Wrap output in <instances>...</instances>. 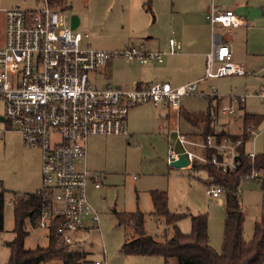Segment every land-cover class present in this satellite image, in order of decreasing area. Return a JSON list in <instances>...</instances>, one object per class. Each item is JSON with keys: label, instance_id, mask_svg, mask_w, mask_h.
<instances>
[{"label": "rangeland", "instance_id": "374dc122", "mask_svg": "<svg viewBox=\"0 0 264 264\" xmlns=\"http://www.w3.org/2000/svg\"><path fill=\"white\" fill-rule=\"evenodd\" d=\"M43 1L0 0V45L5 35V10L11 7L37 8ZM65 4L66 9L57 7L67 11L70 17L78 15L81 20L79 30L88 32L89 36H85L82 45L106 50L123 48L126 44L143 43L153 51H168L170 38L178 39L181 29L185 30V36L188 38L193 28L202 33L210 28L206 15L213 4L236 12L241 7L252 5L264 10V0H65ZM253 20L250 21L248 37L251 46L259 48L262 44L258 43L264 40V14ZM239 40L243 57L246 34H241ZM238 42L236 41L237 46ZM185 50L186 48L183 52ZM170 57L175 58L167 55L165 63ZM111 61L112 64L108 67L105 66L106 68L99 69L98 73L91 74L95 85L130 88L133 82L129 80L133 74L148 69L152 64L149 62L138 65L141 67L137 68L136 64H128L119 58ZM175 61L170 62V68L184 70L185 65ZM255 72L256 76L250 73L209 78L200 88H216L226 99L230 95L256 94L264 90V72H260L259 68H256ZM226 99L224 103L227 102ZM210 101V96L200 92L182 99L188 111L197 113L207 111ZM246 111L263 117L256 129L261 132L256 141V150L264 152V99L248 97L245 107L238 108V114ZM4 116L5 102L0 100V184L6 190L7 198L5 226L0 232V264H7L11 254L7 242L15 237L14 206L11 201L16 194L37 192L43 185L41 151L26 147L21 134L16 130H6L10 121L2 120L1 117ZM166 119V113L162 109L152 104L138 105L128 113L129 134L100 135L89 139L87 165L90 169L101 172V188L89 189L90 200L100 214L99 228L82 231L78 237L79 243L74 245L72 250L85 251L87 260L92 264L96 261H107V264H165L164 258L158 255H129L123 251L127 236L133 233V230L121 224L118 213L137 210L146 213L145 229L156 238H162L165 228L170 227L164 218L151 213L154 210L151 195L153 190L167 191L171 211L185 214L179 223L184 233L191 231L190 215L207 214L211 245L221 252L225 230L226 194L219 200L208 195V185L198 178L205 176V171L199 170L201 175L195 173L196 177H191L190 169L176 168L168 164L166 132L173 125L167 129ZM181 127L183 130L193 129L183 120ZM232 130L238 131L239 126H234ZM175 137L176 134L171 138L175 140ZM251 143L253 142L247 144L248 151H252ZM258 172L257 177L243 179L240 185L242 193L239 199L245 217L246 240L253 238L255 224L264 215V174L262 170ZM26 227L29 231L24 242L26 248L49 244L47 229L30 223H27ZM177 263L176 259L171 261V264ZM40 264L64 262L60 258H52Z\"/></svg>", "mask_w": 264, "mask_h": 264}, {"label": "built area", "instance_id": "2783aa9c", "mask_svg": "<svg viewBox=\"0 0 264 264\" xmlns=\"http://www.w3.org/2000/svg\"><path fill=\"white\" fill-rule=\"evenodd\" d=\"M212 25L228 29L246 24L242 14L215 4L208 12ZM88 32L71 27L68 12L49 0L37 8L11 7L5 10L4 42L0 45V100L5 102L6 130L22 135L24 145L42 153L43 185L37 190L44 203L38 226L55 231L60 243L72 246L79 234L99 228V211L89 197L93 183L101 186L87 165L88 141L93 135H127L128 113L131 108L152 104L167 105L180 111L182 99L193 93L211 99L221 94L216 88L203 90L201 84L209 78L245 75L244 65L234 62L232 44L223 33L213 31L212 49L207 54L205 76L181 85L168 81L153 82L142 87L122 88L97 86L91 74L98 72L114 58L126 63L163 62L166 53L177 54L182 43L169 41V51H153L143 43L106 50L83 46ZM250 96L264 98V90L256 94L230 95V105L212 107L213 121L220 115L236 112V104ZM256 124L246 126L236 138L218 133L202 134L201 138L182 131L177 125L167 137V162L170 166L186 156L192 174H199L196 164L210 163L223 173L236 171L241 165L240 147L244 137L256 143L260 132ZM176 134L175 140L171 137ZM254 162L257 152H247ZM173 167V166H172ZM201 171V170H200ZM259 175L253 167L244 180ZM208 195L221 198L222 187L208 186ZM240 187L237 196H241ZM13 203V200L11 201ZM95 264H107L96 261Z\"/></svg>", "mask_w": 264, "mask_h": 264}, {"label": "trees", "instance_id": "16d2710c", "mask_svg": "<svg viewBox=\"0 0 264 264\" xmlns=\"http://www.w3.org/2000/svg\"><path fill=\"white\" fill-rule=\"evenodd\" d=\"M54 6L66 9L65 0H49ZM212 100L209 102L208 111L199 115L183 112L184 117L194 124L205 122L204 134L216 133L213 119L210 116ZM263 117L249 115L245 117L246 125L258 123ZM224 135V133H218ZM234 138L238 136H232ZM249 140L244 137V143L240 147L241 165L231 173H223L210 163L196 164V168L206 172V175L198 176L200 180L210 186L217 184L226 194L225 201V230L221 252L214 249L210 242L209 220L207 214L190 215L192 228L189 233H184L179 227V222L185 214L175 213L169 207V197L165 190H153L151 192L154 206L153 214L164 218L170 229L165 230L163 239H158L147 233L145 229L146 213L141 210L134 212L118 213V218L125 227L133 230L127 236L123 245L126 254L153 256L164 258L165 264H171L173 259L177 264H263L264 263V215L255 224L254 235L250 240L244 238L245 217L241 208L237 190L244 177L256 168L258 171L264 168V152L256 156L253 162L245 150V143ZM191 177H196L190 173ZM263 187H264V181ZM6 190L0 184V232L5 226ZM44 200L37 192L18 195L13 199L15 216V237L7 242L11 254L7 264H40L52 258H60L64 264H92L87 260V253L81 250H72L70 246L60 243L55 231L49 233V244L36 248H26L25 238L29 231L27 223L38 226Z\"/></svg>", "mask_w": 264, "mask_h": 264}, {"label": "crops", "instance_id": "0c3cea01", "mask_svg": "<svg viewBox=\"0 0 264 264\" xmlns=\"http://www.w3.org/2000/svg\"><path fill=\"white\" fill-rule=\"evenodd\" d=\"M245 7L248 9V12L246 14L240 13V12L239 13L244 16V18L246 20V24H244L240 27L228 29V28H224V27L220 26L219 24H216L213 26L212 23L210 22V25L208 26V28L209 27L210 28L205 33H202L197 28H193L190 30V35L188 38L185 36V30L181 29L180 34H179V38L177 39L178 41H180L182 43L181 51L178 52L177 54H170V53L165 54V56L169 55L172 57L174 56L175 58L172 59L170 57V59H168L166 61V63H165V57H164V61L161 63L157 62V61H151L152 64L150 66H148V69H150V70L146 69V70H142V71H139V72H136L135 74H133V76L129 80L130 82H133V86H131L130 88L142 87V86H145L149 83L161 82V81H168L173 85H181V84H184L187 82H191V81L203 78L205 76V71H206V67H207V54L212 49L214 29H215V31L221 32L227 38H229V40L232 44V50H233L232 60L234 62L240 63L246 67L247 73L245 75H248L251 73L252 75L256 76L257 75L255 72L256 68H259L260 72H264V59H263L264 58V40H261L258 43V45L262 44L261 47L254 48L253 46H251V41H250V38L248 37L249 36V28L251 25L250 21H254L253 19H257L258 17H261L264 14V10L262 7L260 8L257 5L245 6ZM207 15H208V13H207ZM207 15H206V18L209 20ZM243 33L246 34V42H245V49H244L245 54L242 57L241 54L243 53V51L241 50V48H239V42H240L239 39L241 38V34L243 35ZM238 40H239V42H238ZM236 41L238 42V46L236 45ZM3 42H4V40H3ZM185 48H186V50L183 52V50ZM169 49H170V44H169ZM165 52H167V51H165ZM173 60H176L175 63H177V64L185 65L184 70H181V69L180 70H176V69L173 70V69H171L170 68V62ZM111 62H109L106 65V67H108L110 64H112ZM128 64H136L137 68L141 67L138 65H145V64H142L139 62H132V63H128ZM209 89H205V90H209ZM258 98H260V97H258ZM225 99L226 98L223 95H221L218 98L211 99L212 100V107L218 108V107L223 106V105H230L231 101L229 99V96L226 99L227 100L226 103H224ZM261 99H264V98H261ZM245 103L246 102L236 104V112L235 113L220 115L217 120L213 121V126H215L216 133H224V134H228L231 136H241L244 133V130L247 126L246 125L247 123L245 121L246 115L247 114L256 115V114L248 113L247 111L243 112L242 114H238V108L243 109L245 107ZM237 105L239 107H237ZM155 107L162 109L166 113L167 129L171 125H173L172 128L176 127L177 125H179L181 127V123L183 120V121H185L186 124H188L193 129L192 130H183L181 127L182 131H184L185 133L191 134V135H196L197 137H200V138H201L202 134H204L206 123L205 122H199L197 124H194L192 122H189L184 117L183 112H189L192 114L199 115L201 113L207 112L208 110L204 111V112H199V113L190 112L185 108L183 103H182V106H181V109L179 112L173 110L171 107H169L167 105H160V106H155ZM171 115H173V118H171ZM262 120H263V118H262ZM234 126H237V127L239 126V130L233 131L232 129ZM7 128L8 127H6V129ZM171 129L169 128L168 131L166 132V137H168V133ZM10 131H12V130H10ZM260 135H261V132H260ZM95 136H100V135H93L89 139H91ZM21 137H22V135H21ZM250 142H252V141L248 140L245 143L246 152H250L247 150V144ZM251 144L253 147L252 151L255 150L257 152L256 143H251ZM257 153L260 154L263 152H257ZM90 170L92 171L93 176H96L99 178L101 177L100 176L101 172L94 171L92 169H90ZM263 171H264V168L262 170V174H264ZM91 187L96 188L93 183L90 184L89 189ZM99 188H101V186ZM214 199L219 200L220 198H214ZM153 212H154V210L151 213L153 214ZM166 229L167 228H165V230ZM164 235H165V233L163 234L162 238H159V237H157V238L163 239ZM78 243L79 242L77 239V241L74 245L76 246V244H78ZM74 245L71 246V249H73ZM74 250H77V249H74ZM106 263H107V261H106Z\"/></svg>", "mask_w": 264, "mask_h": 264}, {"label": "water", "instance_id": "95a60500", "mask_svg": "<svg viewBox=\"0 0 264 264\" xmlns=\"http://www.w3.org/2000/svg\"><path fill=\"white\" fill-rule=\"evenodd\" d=\"M238 12L246 14L248 12V9L246 7H241L238 10ZM80 23H81V20H80V17L78 15L74 14V15L71 16V27L73 29L78 28ZM1 119L4 120V117H1ZM187 165H188V159L184 155L181 156V158L179 160L174 161L172 163V166L176 167V168H183V167H185Z\"/></svg>", "mask_w": 264, "mask_h": 264}]
</instances>
